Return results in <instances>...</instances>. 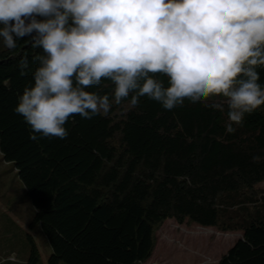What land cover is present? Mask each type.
Returning a JSON list of instances; mask_svg holds the SVG:
<instances>
[{"label":"trees","instance_id":"obj_1","mask_svg":"<svg viewBox=\"0 0 264 264\" xmlns=\"http://www.w3.org/2000/svg\"><path fill=\"white\" fill-rule=\"evenodd\" d=\"M28 39L10 50L0 38V152L35 209L33 223L50 248L46 264H145L167 220L240 232L217 264H264V105L229 134L222 97L185 98L172 110L142 97L136 107L113 104L107 115H75L66 139L33 141L14 111L41 51ZM257 71L264 86V66ZM104 84L88 91L111 94V82ZM30 243L22 264H39Z\"/></svg>","mask_w":264,"mask_h":264},{"label":"clouds","instance_id":"obj_2","mask_svg":"<svg viewBox=\"0 0 264 264\" xmlns=\"http://www.w3.org/2000/svg\"><path fill=\"white\" fill-rule=\"evenodd\" d=\"M25 37L41 51L14 111L33 141L66 139L75 115H107L142 97L165 110L222 97L229 134L264 105V0H0L4 46ZM19 67L24 75L26 58ZM105 80L111 94L88 91Z\"/></svg>","mask_w":264,"mask_h":264},{"label":"rangeland","instance_id":"obj_3","mask_svg":"<svg viewBox=\"0 0 264 264\" xmlns=\"http://www.w3.org/2000/svg\"><path fill=\"white\" fill-rule=\"evenodd\" d=\"M34 214L35 209L13 165L0 156L1 264L14 257L17 264H22L29 255L31 241L38 251L39 264L47 263L50 248L39 225L33 223ZM241 237L240 232L222 233L167 220L155 233V248L145 264H217Z\"/></svg>","mask_w":264,"mask_h":264},{"label":"crops","instance_id":"obj_4","mask_svg":"<svg viewBox=\"0 0 264 264\" xmlns=\"http://www.w3.org/2000/svg\"><path fill=\"white\" fill-rule=\"evenodd\" d=\"M10 260H13V258H11Z\"/></svg>","mask_w":264,"mask_h":264}]
</instances>
